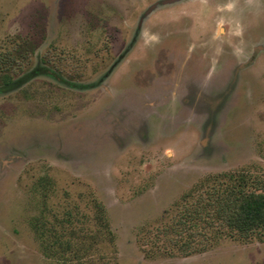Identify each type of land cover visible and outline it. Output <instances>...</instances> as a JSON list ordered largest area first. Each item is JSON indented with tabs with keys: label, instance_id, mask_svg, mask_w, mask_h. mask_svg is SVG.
<instances>
[{
	"label": "rangeland",
	"instance_id": "obj_1",
	"mask_svg": "<svg viewBox=\"0 0 264 264\" xmlns=\"http://www.w3.org/2000/svg\"><path fill=\"white\" fill-rule=\"evenodd\" d=\"M171 1L0 0V54L37 46L0 86V264H264L262 234H160L210 175L264 182V0L207 36L205 0ZM42 215L79 258L44 253Z\"/></svg>",
	"mask_w": 264,
	"mask_h": 264
},
{
	"label": "trees",
	"instance_id": "obj_2",
	"mask_svg": "<svg viewBox=\"0 0 264 264\" xmlns=\"http://www.w3.org/2000/svg\"><path fill=\"white\" fill-rule=\"evenodd\" d=\"M10 45L0 54V86L14 84L15 76L25 70L36 54V44L21 36L12 38ZM194 192L193 195H197L194 203H187L181 214L160 232L184 254L207 249L211 239L208 225L242 236L264 235V182L245 173L213 174L202 180ZM33 227L45 242L44 253L68 262L73 254V242L58 235L43 215L35 219ZM75 257L79 258L73 254V260Z\"/></svg>",
	"mask_w": 264,
	"mask_h": 264
},
{
	"label": "flooded vegetation",
	"instance_id": "obj_3",
	"mask_svg": "<svg viewBox=\"0 0 264 264\" xmlns=\"http://www.w3.org/2000/svg\"><path fill=\"white\" fill-rule=\"evenodd\" d=\"M178 0H172L171 2H175ZM220 1L221 0H205L202 1L203 3H200V10H201V14H202V19L201 21V25L200 27H198V31L201 34V36H207L211 34V29L213 28V26L215 25V23H219L221 20V17L224 16V14L229 10V6L228 8H219L220 6ZM227 10V11H226ZM243 15H245L244 18H246V13H243ZM215 38V35H214Z\"/></svg>",
	"mask_w": 264,
	"mask_h": 264
}]
</instances>
